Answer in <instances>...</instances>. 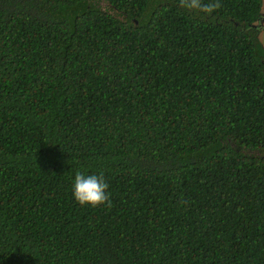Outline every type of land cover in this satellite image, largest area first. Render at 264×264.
Returning <instances> with one entry per match:
<instances>
[{
    "label": "trees",
    "instance_id": "16d2710c",
    "mask_svg": "<svg viewBox=\"0 0 264 264\" xmlns=\"http://www.w3.org/2000/svg\"><path fill=\"white\" fill-rule=\"evenodd\" d=\"M218 2L0 0V264H264L260 0Z\"/></svg>",
    "mask_w": 264,
    "mask_h": 264
},
{
    "label": "clouds",
    "instance_id": "9594fccd",
    "mask_svg": "<svg viewBox=\"0 0 264 264\" xmlns=\"http://www.w3.org/2000/svg\"><path fill=\"white\" fill-rule=\"evenodd\" d=\"M179 7L189 12L211 13L220 7L218 0L203 3L202 0H179ZM108 184L102 175H85L77 172L72 182V198L81 207L93 208L109 203Z\"/></svg>",
    "mask_w": 264,
    "mask_h": 264
},
{
    "label": "flooded vegetation",
    "instance_id": "af4514ba",
    "mask_svg": "<svg viewBox=\"0 0 264 264\" xmlns=\"http://www.w3.org/2000/svg\"><path fill=\"white\" fill-rule=\"evenodd\" d=\"M263 24H264V12L261 13V0H260L259 17H258V21L256 23V26L258 25V27H257V34L263 28ZM257 37H258V35H257ZM262 48H263V62H264V47L262 46Z\"/></svg>",
    "mask_w": 264,
    "mask_h": 264
},
{
    "label": "rangeland",
    "instance_id": "374dc122",
    "mask_svg": "<svg viewBox=\"0 0 264 264\" xmlns=\"http://www.w3.org/2000/svg\"><path fill=\"white\" fill-rule=\"evenodd\" d=\"M264 12V0H261V13ZM258 40L260 41L261 45L264 47V24L263 28L259 31Z\"/></svg>",
    "mask_w": 264,
    "mask_h": 264
}]
</instances>
